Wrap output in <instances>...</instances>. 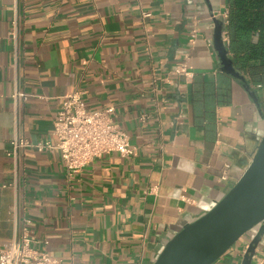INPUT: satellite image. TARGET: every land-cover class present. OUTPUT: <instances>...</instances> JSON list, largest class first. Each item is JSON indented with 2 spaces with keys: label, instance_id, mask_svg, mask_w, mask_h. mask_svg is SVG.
Masks as SVG:
<instances>
[{
  "label": "crops",
  "instance_id": "0c3cea01",
  "mask_svg": "<svg viewBox=\"0 0 264 264\" xmlns=\"http://www.w3.org/2000/svg\"><path fill=\"white\" fill-rule=\"evenodd\" d=\"M226 10L227 0H0V248L23 217L50 256L152 264L236 181L264 132V84L252 85L255 101L220 70L210 16ZM183 61L189 82L174 72ZM75 90L91 109L114 108L133 155L70 174L55 150L7 154L17 133L54 142ZM244 247L213 264H240ZM251 264H264V235Z\"/></svg>",
  "mask_w": 264,
  "mask_h": 264
},
{
  "label": "water",
  "instance_id": "95a60500",
  "mask_svg": "<svg viewBox=\"0 0 264 264\" xmlns=\"http://www.w3.org/2000/svg\"><path fill=\"white\" fill-rule=\"evenodd\" d=\"M210 19L213 21L212 44L220 70L244 81L227 55L222 31L224 20L213 13ZM244 88L256 101L250 87L244 85ZM263 235L264 132L236 181L205 212L184 222L162 241L152 264H213L236 242L245 244L240 264H251Z\"/></svg>",
  "mask_w": 264,
  "mask_h": 264
},
{
  "label": "built area",
  "instance_id": "2783aa9c",
  "mask_svg": "<svg viewBox=\"0 0 264 264\" xmlns=\"http://www.w3.org/2000/svg\"><path fill=\"white\" fill-rule=\"evenodd\" d=\"M144 12L143 16H149ZM218 15V14H217ZM224 22L227 20V10L219 13ZM197 30L190 33V44L194 43ZM225 43L226 32L223 31ZM189 82L192 77L191 67L183 61L174 70ZM260 86V85H258ZM18 95H15L16 99ZM114 108H89L80 91H72L63 96L58 110L55 113L52 136L50 139L31 143L26 137L14 134L10 140L11 149L8 155L15 157L21 150L34 147L38 151L55 150L66 171L70 174L81 170L88 162L110 152H117L120 156L133 155L136 147L130 142L129 135L114 121ZM147 115H141L145 121ZM224 178V176H223ZM23 217L16 219L14 236L3 248H0V264H72L61 258L48 255L41 249V241L37 239L26 224Z\"/></svg>",
  "mask_w": 264,
  "mask_h": 264
},
{
  "label": "trees",
  "instance_id": "16d2710c",
  "mask_svg": "<svg viewBox=\"0 0 264 264\" xmlns=\"http://www.w3.org/2000/svg\"><path fill=\"white\" fill-rule=\"evenodd\" d=\"M222 31L228 40L227 55L244 78L239 81L250 90L264 84V0H227Z\"/></svg>",
  "mask_w": 264,
  "mask_h": 264
},
{
  "label": "rangeland",
  "instance_id": "374dc122",
  "mask_svg": "<svg viewBox=\"0 0 264 264\" xmlns=\"http://www.w3.org/2000/svg\"><path fill=\"white\" fill-rule=\"evenodd\" d=\"M237 244H238V242H236V243L231 247V249L234 248ZM229 250H230V249H229Z\"/></svg>",
  "mask_w": 264,
  "mask_h": 264
}]
</instances>
